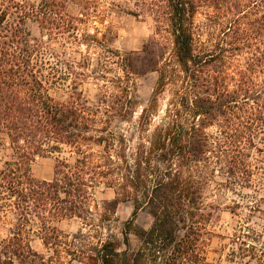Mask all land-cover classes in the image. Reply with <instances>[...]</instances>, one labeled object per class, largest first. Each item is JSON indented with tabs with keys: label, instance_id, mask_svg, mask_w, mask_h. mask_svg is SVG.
I'll use <instances>...</instances> for the list:
<instances>
[{
	"label": "trees",
	"instance_id": "obj_1",
	"mask_svg": "<svg viewBox=\"0 0 264 264\" xmlns=\"http://www.w3.org/2000/svg\"><path fill=\"white\" fill-rule=\"evenodd\" d=\"M73 1L0 0V134L13 151L0 169V219L17 216L0 264L24 254L16 247L24 227L39 224L49 245L60 242V223L94 225V207L103 210L98 222H109L121 202L132 203V216L82 252L90 264H208V226L220 211L205 203L209 182L258 191L264 171V0H140L134 15L150 16L155 33L140 51L118 54L123 95L93 102L73 88L61 103L49 93L46 42L29 23L48 40L78 42ZM76 1L91 14L90 1ZM155 72L151 107L175 86L164 118L151 130L145 108L131 131H119L134 116L137 79ZM51 154L69 158L57 159L51 180L35 178V158ZM105 189L115 199L98 204ZM140 212L149 228L136 223Z\"/></svg>",
	"mask_w": 264,
	"mask_h": 264
},
{
	"label": "rangeland",
	"instance_id": "obj_2",
	"mask_svg": "<svg viewBox=\"0 0 264 264\" xmlns=\"http://www.w3.org/2000/svg\"><path fill=\"white\" fill-rule=\"evenodd\" d=\"M37 2L38 0H31ZM91 2L90 15L83 14L84 5L73 1L68 12L78 20V42L48 40L36 23H29V29L35 38L46 43L47 60L55 70L45 71L51 97L61 103L70 101L73 88L82 91L93 102H100L105 95L114 98L123 92L118 80L124 78L119 64V55L140 51L143 44L155 33V23L148 15H134L139 12L140 0H86ZM204 17L197 16V24ZM204 36L203 40H206ZM167 54L171 58V54ZM53 53V54H52ZM52 54V55H51ZM159 73H150L137 79V105L129 123L118 124L119 131L132 130L140 120L143 110L153 112L151 130L164 118L169 102L173 99L174 85H169L158 95L157 103L151 107L150 100L157 88ZM210 129L209 132H214ZM58 158H69L68 154L37 156L31 165L32 174L39 180H51ZM13 159V151L8 137L0 134V169L5 162ZM264 169V164L262 165ZM258 191L236 189L232 191L224 186V178L216 177L209 182L205 190V203L219 207L208 226L209 240L205 248L208 264H264V171L256 180ZM115 199L113 190L105 189L97 195V202ZM259 204L256 210L254 206ZM94 207V206H93ZM103 210L94 207L95 224L88 226L80 220L65 221L57 225L61 233L60 242L44 244V231L39 224L23 228L26 240L16 247L24 251L16 257L13 264H90L87 252L97 244L96 237L120 234L122 223L130 219L133 213L131 202H121L117 212L109 222H98ZM17 222L14 212L3 213L0 219V249L6 248L11 230ZM152 219L146 212H140L136 218L139 226L149 228ZM102 225V228L98 227ZM29 243L37 254H27ZM132 245L137 248L133 238ZM254 248L253 250H251ZM9 257L3 258L4 264H11Z\"/></svg>",
	"mask_w": 264,
	"mask_h": 264
}]
</instances>
